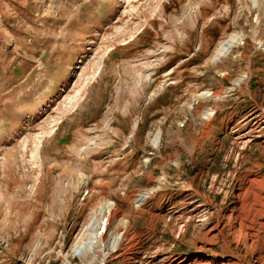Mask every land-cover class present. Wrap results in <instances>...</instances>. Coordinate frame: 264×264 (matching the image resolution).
Here are the masks:
<instances>
[{
    "label": "rangeland",
    "instance_id": "obj_1",
    "mask_svg": "<svg viewBox=\"0 0 264 264\" xmlns=\"http://www.w3.org/2000/svg\"><path fill=\"white\" fill-rule=\"evenodd\" d=\"M102 204L94 264H264V0H0V264Z\"/></svg>",
    "mask_w": 264,
    "mask_h": 264
},
{
    "label": "bare ground",
    "instance_id": "obj_2",
    "mask_svg": "<svg viewBox=\"0 0 264 264\" xmlns=\"http://www.w3.org/2000/svg\"><path fill=\"white\" fill-rule=\"evenodd\" d=\"M235 42L236 37L225 39L220 42L213 54V60L216 61L218 58H221V56L228 55ZM242 82L243 79H239V83L242 84ZM159 139L160 135L156 137L155 141L158 142ZM148 197V195L141 196L139 200L143 203L149 199ZM96 210L98 215H96L95 218L93 217L90 219L89 223L73 242L69 251L62 254L63 261L61 264H72V258L75 257L82 258L85 264H94L95 258L99 252L106 253L111 257L113 251H119L123 248L126 238L125 234L112 237L107 233H104L105 230H109L112 219L108 218L103 227L101 224L99 225L98 222L100 221L98 220V216H106L107 214L111 215L112 213L115 214L116 211L113 212V208L110 204H102ZM99 226L103 228V231L100 232Z\"/></svg>",
    "mask_w": 264,
    "mask_h": 264
}]
</instances>
